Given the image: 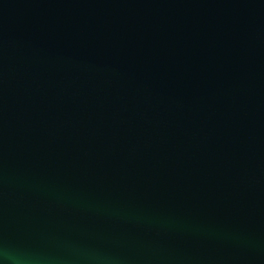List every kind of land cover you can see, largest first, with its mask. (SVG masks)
Masks as SVG:
<instances>
[{
    "label": "water",
    "instance_id": "water-1",
    "mask_svg": "<svg viewBox=\"0 0 264 264\" xmlns=\"http://www.w3.org/2000/svg\"><path fill=\"white\" fill-rule=\"evenodd\" d=\"M0 264H264V0H0Z\"/></svg>",
    "mask_w": 264,
    "mask_h": 264
}]
</instances>
